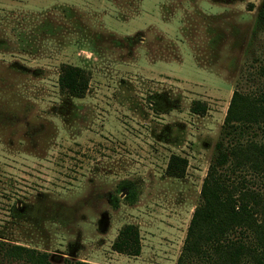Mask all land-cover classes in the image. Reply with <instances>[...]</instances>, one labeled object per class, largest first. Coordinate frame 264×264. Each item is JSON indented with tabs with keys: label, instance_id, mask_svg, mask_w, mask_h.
Instances as JSON below:
<instances>
[{
	"label": "rangeland",
	"instance_id": "374dc122",
	"mask_svg": "<svg viewBox=\"0 0 264 264\" xmlns=\"http://www.w3.org/2000/svg\"><path fill=\"white\" fill-rule=\"evenodd\" d=\"M63 64L87 72L83 98L59 92ZM262 65L264 0H0V241L55 264H177L232 93L257 94ZM129 224L135 257L112 250Z\"/></svg>",
	"mask_w": 264,
	"mask_h": 264
},
{
	"label": "trees",
	"instance_id": "16d2710c",
	"mask_svg": "<svg viewBox=\"0 0 264 264\" xmlns=\"http://www.w3.org/2000/svg\"><path fill=\"white\" fill-rule=\"evenodd\" d=\"M263 87L253 95L233 91L223 121L222 135L228 145L218 144V155L209 165L200 190V201L191 215L177 264H264V194L249 185L246 175L264 177V65L258 69ZM89 84L87 72L61 65L57 78L59 92L83 98ZM193 114H204L206 106L194 101ZM252 133V136H247ZM246 135V137H245ZM258 138V139H257ZM187 160L169 158L166 174L184 177ZM252 184V183H251ZM112 250L138 256L141 250L138 228L123 226ZM49 254L0 241V264H55ZM60 264H90L64 260Z\"/></svg>",
	"mask_w": 264,
	"mask_h": 264
}]
</instances>
